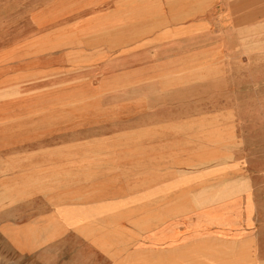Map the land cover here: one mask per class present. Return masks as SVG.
<instances>
[{
    "label": "rangeland",
    "instance_id": "1",
    "mask_svg": "<svg viewBox=\"0 0 264 264\" xmlns=\"http://www.w3.org/2000/svg\"><path fill=\"white\" fill-rule=\"evenodd\" d=\"M164 13L0 0V264H264V0Z\"/></svg>",
    "mask_w": 264,
    "mask_h": 264
},
{
    "label": "crops",
    "instance_id": "2",
    "mask_svg": "<svg viewBox=\"0 0 264 264\" xmlns=\"http://www.w3.org/2000/svg\"><path fill=\"white\" fill-rule=\"evenodd\" d=\"M70 1V0H69ZM156 10H165L164 15L169 16V18L177 17L181 15L182 17L188 16L192 17L196 13L199 17L202 18L204 23L205 19L211 15V11H217V14L221 11L225 12L226 10H235L239 5L243 4L247 9L253 7L256 0H154ZM97 8L104 7L105 5H113L122 7V10L130 9V4H145V0H95ZM104 2V3H103ZM118 9V7H116ZM142 8V7H141ZM170 11V13H169ZM173 11V14L171 13ZM183 11H185L183 13ZM126 13V12H125ZM137 16L140 17L138 13ZM206 21V20H205ZM126 30L125 32H127ZM129 32V31H128ZM123 48V47H122Z\"/></svg>",
    "mask_w": 264,
    "mask_h": 264
}]
</instances>
